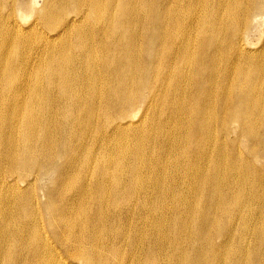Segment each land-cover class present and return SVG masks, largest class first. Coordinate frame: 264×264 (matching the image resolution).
I'll return each mask as SVG.
<instances>
[{
    "label": "bare ground",
    "instance_id": "6f19581e",
    "mask_svg": "<svg viewBox=\"0 0 264 264\" xmlns=\"http://www.w3.org/2000/svg\"><path fill=\"white\" fill-rule=\"evenodd\" d=\"M255 23L264 0H0V264H264Z\"/></svg>",
    "mask_w": 264,
    "mask_h": 264
},
{
    "label": "rangeland",
    "instance_id": "374dc122",
    "mask_svg": "<svg viewBox=\"0 0 264 264\" xmlns=\"http://www.w3.org/2000/svg\"><path fill=\"white\" fill-rule=\"evenodd\" d=\"M194 8H195L194 5H192L191 9L194 10ZM194 11L197 12L198 10L196 9ZM193 16L194 15L192 14V17ZM256 25H257V23H255L253 25V29L255 30V32L251 33V35L249 36V40L252 43V44H249L250 48H256V47H258V46H260V45H262L264 43V27H261V25L259 24L260 26L258 28H256ZM257 59H259V57H257ZM216 66L218 68L222 69V72L223 71L227 72V69L225 68L226 67L225 66V61H223V60H219V62L217 61L216 62ZM244 66H246V65H244ZM255 86L260 87V84H257ZM97 101L99 102V98L97 99ZM129 135H130V140H128V142L131 144L133 139H134V136L132 134H129ZM144 152H145V149H143L142 153H144ZM168 179H174V178H173V176H169Z\"/></svg>",
    "mask_w": 264,
    "mask_h": 264
}]
</instances>
